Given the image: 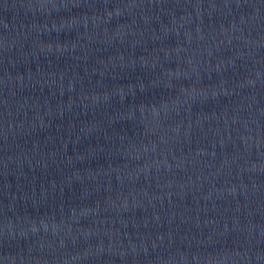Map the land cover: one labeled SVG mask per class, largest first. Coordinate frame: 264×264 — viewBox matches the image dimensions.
<instances>
[{"label":"water","instance_id":"95a60500","mask_svg":"<svg viewBox=\"0 0 264 264\" xmlns=\"http://www.w3.org/2000/svg\"><path fill=\"white\" fill-rule=\"evenodd\" d=\"M0 264H264V0H0Z\"/></svg>","mask_w":264,"mask_h":264}]
</instances>
